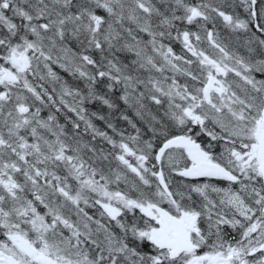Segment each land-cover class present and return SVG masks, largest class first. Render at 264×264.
<instances>
[{
  "label": "snow or ice",
  "instance_id": "6c2138e0",
  "mask_svg": "<svg viewBox=\"0 0 264 264\" xmlns=\"http://www.w3.org/2000/svg\"><path fill=\"white\" fill-rule=\"evenodd\" d=\"M0 264H264V0H0Z\"/></svg>",
  "mask_w": 264,
  "mask_h": 264
}]
</instances>
